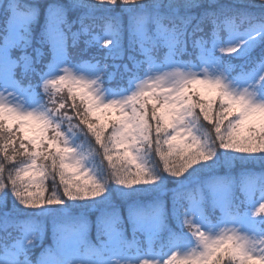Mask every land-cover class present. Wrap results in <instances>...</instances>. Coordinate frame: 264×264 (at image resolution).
I'll list each match as a JSON object with an SVG mask.
<instances>
[{
    "label": "snow or ice",
    "instance_id": "6c2138e0",
    "mask_svg": "<svg viewBox=\"0 0 264 264\" xmlns=\"http://www.w3.org/2000/svg\"><path fill=\"white\" fill-rule=\"evenodd\" d=\"M0 264H264V0H0Z\"/></svg>",
    "mask_w": 264,
    "mask_h": 264
}]
</instances>
